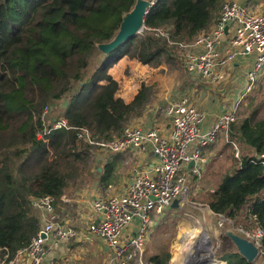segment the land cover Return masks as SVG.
<instances>
[{"label":"trees","instance_id":"1","mask_svg":"<svg viewBox=\"0 0 264 264\" xmlns=\"http://www.w3.org/2000/svg\"><path fill=\"white\" fill-rule=\"evenodd\" d=\"M134 1L0 0V247L11 254L36 233L39 211L33 197L51 195L57 206L68 189L81 188L97 172L90 166L96 145L84 139L83 130L94 139H112L152 101L155 84L142 83L129 102L116 96L119 83L108 66L126 57L174 73L175 51H180L174 42L191 41L206 31L224 0H157L141 32L102 54L96 45L115 35L122 13ZM154 27L166 28L169 39L156 35ZM96 55L100 63L88 74ZM59 100L65 101L66 125L51 128L44 124L42 109ZM260 105L229 125L226 142H238L247 152L202 202L235 221L251 206L264 229V174L254 162L264 151ZM46 127L44 141L38 132ZM113 166L105 165L99 183L112 180ZM221 239L224 248L227 238ZM225 254L232 257L226 264H255L233 250ZM169 258L164 250L148 262L165 264Z\"/></svg>","mask_w":264,"mask_h":264},{"label":"built area","instance_id":"2","mask_svg":"<svg viewBox=\"0 0 264 264\" xmlns=\"http://www.w3.org/2000/svg\"><path fill=\"white\" fill-rule=\"evenodd\" d=\"M151 30L169 39L166 28L154 27ZM174 44L182 52L184 69L210 81L219 80L221 72L234 59L253 54L254 60L244 74L245 85L250 90L264 74V11L252 9L239 0H225L208 31L191 41ZM50 111L52 107L49 105L42 109L44 124L48 122L51 128L66 125L62 116L57 120L49 117L48 121L46 116ZM166 114L170 128L165 136L156 128L128 125L118 136L104 141L92 138L88 131L83 130L85 140L99 146L106 155L124 151L140 153L150 149L155 158L147 166L132 170L123 194L90 200L91 218L85 222L84 230H77L67 219H59L53 196L33 197L32 203L39 211L36 233L12 254L7 248L0 247V264H54L52 253L80 232L99 238L110 249L111 264H152L142 259L143 243L152 224L151 212L160 214L175 198L180 200L187 194L189 177L199 175L205 163L203 147L228 131L236 119V108L223 111L210 126L203 128L206 113L197 109L189 96L181 95L168 103ZM50 127L38 132V137L46 141L45 135ZM234 150L237 157L236 144ZM254 162L262 166L264 174V151L256 155ZM219 215L230 222L232 231L255 244L258 249L256 258L264 264V229L256 222L252 207L244 209L243 224H235L239 220ZM134 220L138 221L137 229L135 233L128 234ZM218 262L214 259L213 264Z\"/></svg>","mask_w":264,"mask_h":264},{"label":"rangeland","instance_id":"3","mask_svg":"<svg viewBox=\"0 0 264 264\" xmlns=\"http://www.w3.org/2000/svg\"><path fill=\"white\" fill-rule=\"evenodd\" d=\"M217 17L218 16H216L213 21H215ZM213 23L214 22H212L210 25H212ZM208 30L209 29H207L206 31ZM175 53L178 58V63L176 65V70L173 74H168V72L162 68L152 72V69L155 68L149 67L148 65H146L148 68L126 67L124 69H121L119 79L122 81L124 78H130L131 86L135 87L137 91L142 83H145L147 85H156V92H154L153 94V99L144 109L143 113L137 117H133L128 123L124 125V127L128 125H145L144 121L148 113H150V109L156 110V124L163 122L166 119V117L164 116V111L168 103L181 95L189 96V98L193 101V104L197 107V109L202 111L203 108L212 109L214 114L235 107L236 118L249 113V111H251L255 106L261 104L259 114L261 116H264V74L256 81V83L251 87L250 90H247L244 76L241 74V72H229L228 69H224L221 72L222 76L217 81L204 80L202 78L193 77L191 75L190 78L181 63L182 52L176 50ZM100 60L101 59L99 55L93 57L91 65L90 67H88V74H91L96 64L98 62L100 63ZM118 60H114L108 66V71H114V65L118 62ZM155 75H160L162 77L167 76V79L170 80V82L168 80L165 81V84H167L168 86V90L162 89L163 84L159 83V81L154 79ZM173 76H175L176 78H173ZM86 94L87 92H85L81 96V99L84 98ZM165 95L168 96L167 99H165ZM63 102L65 101L59 100L57 102L48 104L52 107V111H50L48 116H46V118H48V121L49 117L57 118L58 116H62L64 110ZM47 123L48 122H46L45 124ZM151 125L153 126L155 124L153 123ZM226 141H228L227 132L220 134L215 140V143L209 145L206 148V151H212V153L215 154L211 156L209 164H207L203 168V170L200 171L199 177H189L188 192L179 200V207L175 209L165 207L161 213V218L159 216L153 217V220H156L157 224H159L160 229H151V234L149 238V232L147 233L146 240H144L143 243V261L146 262V256L149 254V252L144 250L146 247H148L150 251H153L154 249H156L157 251L158 247H163L165 244H168V251L171 248L173 251V256L171 255V258L167 262V264H193L192 262L196 264L198 261H202L203 263H205L208 262L210 256L214 258L224 251L220 236L221 234H223L222 228L224 226L230 228V222L221 217L220 215H214L212 213L211 215H209L208 213H210L211 210L209 209V207L206 206L207 203L202 201L205 200L208 194L214 190L221 176L227 172H230V170H232L235 165H238L242 154L247 152L242 148V146L238 142L230 140V144ZM234 144H236V146L238 147L237 157L235 155ZM105 157L106 154L100 149L99 146H96L94 149H92V161L90 162V166H92L91 170H94L95 168H101L103 164L109 163V160L105 159ZM111 164L113 165V162H111ZM90 184L91 183H84L79 189L70 188L65 194L77 198L76 192L81 191V189L83 188H89ZM88 200H90V198H88L87 201ZM79 211H75L77 215ZM58 214L59 219H67L68 222L73 225V212L59 211ZM244 221V217H241L239 218L238 223L235 224H243ZM73 222L75 223L74 227L76 228L77 223L75 221ZM85 227L86 223L83 224V228L76 229L80 231L84 230ZM191 229L197 230L195 233L196 237H194L191 242H189L190 244H188V242L185 243L187 245L185 246L183 255L175 262L173 259L175 248L178 242L181 241V234ZM203 235L208 237L210 243L205 242L204 248L201 249L196 247V244L202 241L201 239L204 237ZM72 241L73 240H70L66 244L67 247H64V245H62L63 247H60L55 253H52L54 264L107 263V257L102 251L103 248H101L104 244L100 240H98L99 242H94L93 244H82L80 250H75L74 246H70V243ZM88 242H91V240ZM227 243L232 242L227 241ZM96 244H98L100 247H96ZM229 249H232L231 246L229 247ZM62 255L65 256L63 257ZM197 256H201L203 257V259L194 261ZM260 261V258H255L253 263L260 264ZM109 264H111V261Z\"/></svg>","mask_w":264,"mask_h":264},{"label":"crops","instance_id":"4","mask_svg":"<svg viewBox=\"0 0 264 264\" xmlns=\"http://www.w3.org/2000/svg\"><path fill=\"white\" fill-rule=\"evenodd\" d=\"M239 1H240V3L248 5L252 9H255V10L258 9V10L264 11V0H239ZM213 24L210 25L208 29H210L213 26ZM125 58L126 57L120 58V60H118V62L114 65L115 66L114 71L110 70L109 73L119 83V90L117 91L116 96L121 97L125 102H129L134 98L135 94L137 93V89L135 87L131 86L130 78H124L122 81L119 79V76L121 74V69H124L126 67H131V68L132 67L133 68H136V67L148 68V67L146 65L140 64L137 60L128 59V58L125 59ZM253 60H254L253 54L244 56L243 58H236L225 69H228L229 72H232V71H234L235 73L241 72V74L244 76L246 69L251 65ZM160 68L166 70V68L164 66H160L159 68L152 69V72H154ZM185 71L189 77L191 75L193 77L202 78L194 72H189L187 70H185ZM154 77H158L155 80H157V81H159V83L163 84V86H162L163 90L164 89L168 90L167 89L168 86H167V84H165V81L168 80L167 76L162 77L160 75H155ZM173 78H176V77L173 76ZM131 79H132V77H131ZM202 79H204V78H202ZM204 80H208V79H204ZM168 81L170 82V80H168ZM167 98H168V96L165 95V99H167ZM203 111L206 113V118L202 124V127L207 128L208 126H210L212 124V122L216 119V117L220 113H222L224 110L220 111L216 114H214L212 109L203 108ZM149 112L150 113H148V115L146 116L145 121H144L145 125H142V127L146 128V129L156 128L159 130V133L161 135L165 136L168 133L169 128H170V120L166 114V108L164 111V113H165L164 116L166 117V119L159 124H156V121H157V119L155 117L156 110L150 109ZM153 123L155 125L152 126L151 124H153ZM213 143H215V142H213ZM213 143H211V144H213ZM211 144H209V145H211ZM209 145H206L205 147H203L202 154L204 155L205 163L202 167V170L207 164H209V160H210L211 156L213 154H215V153H212V151H206V148ZM154 158H155L154 154L152 153V151L150 149H148L145 152H140V153H133L131 151H124V152H117V153H114L112 155H106L105 159H108L109 163L113 162V164H114L113 175L111 176L112 180L107 185H105L104 183L98 182V178L100 176V173L103 172V170H105L106 164H103L101 166V168H98L97 172L94 173L92 180L89 182V183H91L89 188H86V189L83 188V189H81V191L76 192L77 198H75L71 195L64 194L61 197V202H60L61 204L59 203L60 205L58 204V206H55V210L58 213H59V211L60 212L61 211L73 212L74 219L73 218H72L73 220L71 219L73 226H75V223L73 222V221H75L77 223V227H76L77 229L83 228V224L85 222L89 221V219L91 218V216H90L91 210H90V206H89L91 199H93L94 197H100V196L123 194L126 190L127 185H128L129 176H130V173L132 172V170L135 168H138V167L147 166L148 164L153 162ZM199 175L191 176V177H199ZM88 198H90V200L87 201ZM206 206L209 207L207 204H206ZM168 208H171V207L169 206ZM209 209H210V207H209ZM75 211L76 212L79 211L78 215ZM211 213L214 215H219V214L214 213L212 210L208 214L211 215ZM223 215H225V214H223ZM150 216L152 219V224L149 226L150 231H148L149 232L148 238L151 234V229L152 230H159L160 229L159 224H157L156 220L155 221L153 220V217L159 216L161 218V213L159 214V213L153 211V212H151ZM137 223H138L137 220L133 221L132 226L128 230V234L135 233V231L137 229ZM220 237L226 238L225 236H223V234H221ZM72 240L73 241L70 243V246H74L75 250H77V249L80 250L82 244H86V243L93 244L94 242H99L98 240H100V239H98L97 237H94L93 235H91L89 233L80 232V234ZM90 240H91V242H88ZM227 240H229V239L227 238ZM227 240H226V244H225L226 247L224 246V251L221 252L220 255H217L216 257H214V259L219 261L218 262L219 264H226L229 259H232V257L229 254H225V252H229L230 246L232 248L231 250L238 252L232 243H227ZM167 245L168 244H165L163 247H158L157 251H156V249H154L153 251H150L149 248L146 247L144 250L149 252V254L146 256V262H148L149 256H152L154 254H158L160 252L163 253L164 250L169 252L170 258H171V255L173 256V251H172V248L168 251ZM98 246L99 245L96 244V247H98ZM61 247H63V246L61 245ZM64 247H67L66 244H64ZM101 248H103V250L102 249L101 250L105 253V256L107 257V260H108L107 263L106 262L105 263L109 264L111 259H112L111 258L112 257L111 251H110V249H107L105 244ZM62 256L64 257L65 255H62ZM170 258H169V260H170ZM167 262L165 264H167Z\"/></svg>","mask_w":264,"mask_h":264},{"label":"water","instance_id":"5","mask_svg":"<svg viewBox=\"0 0 264 264\" xmlns=\"http://www.w3.org/2000/svg\"><path fill=\"white\" fill-rule=\"evenodd\" d=\"M156 1L135 0L131 8L128 11L122 13L118 30L116 31L115 35L109 41L101 42L96 45L101 53L104 55H108L117 47L138 34L144 26V19L147 11ZM226 31L227 26L225 27V32ZM170 207L178 208L179 198H175L172 201ZM222 230L223 236H225L232 242L238 253L247 262H253L255 260L258 249L252 241L232 231V229L229 227L224 226Z\"/></svg>","mask_w":264,"mask_h":264},{"label":"bare ground","instance_id":"6","mask_svg":"<svg viewBox=\"0 0 264 264\" xmlns=\"http://www.w3.org/2000/svg\"><path fill=\"white\" fill-rule=\"evenodd\" d=\"M196 231L197 230L191 229V230H187L181 234V241L178 242V244L176 245V248H175V253H174V258H173L175 262L177 261V259L181 258V256L183 255V251L185 249V246L187 245L185 243L188 242V244H190L189 242H191V240L194 237H196V235H195ZM203 236H204L203 238L201 237L202 241H200L196 244V247L201 248V249L204 248L205 242L210 243L208 237L205 235H203ZM208 246H209V244H208ZM202 259H203V257L197 256L196 259H194V261H198V260H202ZM213 261H214V258H212L210 256L208 259V262H205L204 264H213ZM192 263L194 264V262H192ZM201 263L203 264L202 261L201 262L198 261L196 264H201Z\"/></svg>","mask_w":264,"mask_h":264}]
</instances>
